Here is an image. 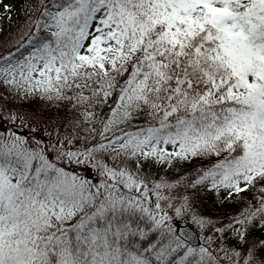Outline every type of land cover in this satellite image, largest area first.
<instances>
[{"label": "snow or ice", "instance_id": "1", "mask_svg": "<svg viewBox=\"0 0 264 264\" xmlns=\"http://www.w3.org/2000/svg\"><path fill=\"white\" fill-rule=\"evenodd\" d=\"M0 264H264V0H0Z\"/></svg>", "mask_w": 264, "mask_h": 264}]
</instances>
